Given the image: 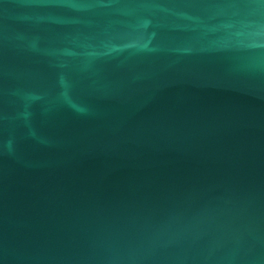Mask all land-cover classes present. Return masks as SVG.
I'll return each instance as SVG.
<instances>
[{"label":"water","instance_id":"water-1","mask_svg":"<svg viewBox=\"0 0 264 264\" xmlns=\"http://www.w3.org/2000/svg\"><path fill=\"white\" fill-rule=\"evenodd\" d=\"M0 264H264V0H0Z\"/></svg>","mask_w":264,"mask_h":264}]
</instances>
